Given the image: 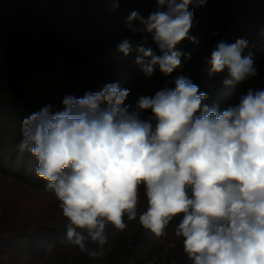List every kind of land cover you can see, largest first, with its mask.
<instances>
[{
	"label": "clouds",
	"instance_id": "obj_1",
	"mask_svg": "<svg viewBox=\"0 0 264 264\" xmlns=\"http://www.w3.org/2000/svg\"><path fill=\"white\" fill-rule=\"evenodd\" d=\"M102 2L119 11L120 0ZM207 2L155 0L147 17L132 10L127 29L150 35L158 53L129 39L116 52L121 58L135 52L146 79L157 69L171 76L182 58H192L178 46L199 44L191 34L195 11ZM247 46L243 38L217 41L205 58L208 75L227 69L226 87L255 78L252 56L243 55ZM172 83L134 105L126 104L130 89L119 82L67 94L61 109L49 103L23 118L18 151L34 158L35 175L66 218V240L90 259L106 255L109 224L123 232L125 217L138 219L159 238L179 217L175 236L192 264H264V88H248L221 110L204 103L208 94L190 77Z\"/></svg>",
	"mask_w": 264,
	"mask_h": 264
},
{
	"label": "rangeland",
	"instance_id": "obj_2",
	"mask_svg": "<svg viewBox=\"0 0 264 264\" xmlns=\"http://www.w3.org/2000/svg\"><path fill=\"white\" fill-rule=\"evenodd\" d=\"M228 0H208L207 5L195 11V27L192 35L199 44V59L203 76L192 72L190 61H184L172 74L186 75L200 90L208 94L204 103L218 104L224 109L238 103L239 97L248 88H264V0H240L243 15L237 9L227 6ZM53 0H11L8 10L20 23L16 29L11 22L6 37L0 42L7 58L18 57V44L23 40L24 53L22 67L31 66L29 78L20 83L25 98L37 107L51 104L55 109L62 108V99L67 94L77 97L88 91H96L110 66L121 70V82L132 77L152 81L157 91L165 86L167 76L159 69L146 79L140 67L134 62L136 53L126 58L119 57L116 46L124 39L133 44L144 43L145 47L158 49L151 36L146 33L134 34L127 29L124 19L132 10H139L147 17L156 9L155 0H120L116 13L107 11V5L98 1L96 5L82 4L77 0L59 3L61 9H53ZM22 23V25H21ZM226 24L229 43L238 38L248 42L243 55H251L258 68V75L235 87L216 86L214 77L207 73L205 58L210 57L219 39V29ZM145 37H147L145 42ZM18 44H17V43ZM189 52L185 41L178 46ZM4 64V63H2ZM2 67V66H1ZM21 67V68H22ZM11 76L9 68L3 69ZM225 76L228 78L226 69ZM37 112V111H34ZM33 112H24L21 117L0 109V264H153L146 254L154 253L164 258L174 254L173 264H192L183 252L182 237L175 236V226L167 227V235L155 237L149 234L146 246L135 249L134 255L127 258L133 247L129 245L136 221L125 222V231L109 234L106 255L101 259H90L86 253L66 240L67 223L58 202L52 193L46 192V182L35 175V161L28 153L21 154L17 145L21 140V124L24 117ZM146 200L141 190L139 208L143 211ZM60 227L62 230L50 233L46 228ZM90 248L95 245L89 244ZM174 250V253L171 251Z\"/></svg>",
	"mask_w": 264,
	"mask_h": 264
},
{
	"label": "trees",
	"instance_id": "obj_3",
	"mask_svg": "<svg viewBox=\"0 0 264 264\" xmlns=\"http://www.w3.org/2000/svg\"><path fill=\"white\" fill-rule=\"evenodd\" d=\"M53 9H61V5L59 3H64L68 0H53ZM78 2H81L82 4H90V5H96L98 1L101 0H77ZM11 0H0V42L9 32V29L11 27V22L14 23L16 29L18 27V24L20 23L19 20H16L14 17V11L8 10V7L10 6ZM60 5V6H58ZM227 6H230L232 9H237L239 13L243 15L244 8L243 5L240 3V0H228ZM22 25V23H21ZM226 24L223 23L219 29V39L218 41H224L229 43V35L226 32ZM17 43V42H16ZM18 44V43H17ZM23 40L21 39V44H18L17 50H11L16 52L18 57L14 58H7V52L3 49V47L0 44V109L6 108L9 112L16 115L17 117H21L24 112H34L39 111L41 108L37 107L35 105H32L24 96V94L21 91L20 83L26 78H29L31 76L32 67L27 64V66L22 67L21 63V57L24 53L23 48ZM185 44L187 46V49L191 53V64H192V72L197 77L203 76L202 71V64L199 59V53L198 48L196 45H193L189 43L188 41H185ZM4 63V64H2ZM2 66V67H1ZM22 67V68H21ZM8 69L10 72H13L11 76H7V73L2 71L3 69ZM226 71V70H225ZM225 71L223 73L217 74L214 76V83L216 86H225L223 84V80L227 78L225 76ZM121 77V70L118 66H110L108 69V72L103 80V83L99 86L98 90L106 83L111 82H117L118 79ZM174 75L171 74V76H167V81L165 85L169 87H174V84L172 83L174 79ZM122 88H128L130 89V95L128 99L126 100V104H133L138 99L140 95H154L157 91L156 85L152 81L148 80H140L138 78H131L128 82H121ZM150 113H145L144 115L147 116ZM2 141V131H0V143ZM176 218L172 222H170V225H174L176 223ZM47 231L50 233L57 232L62 230L60 227H53V228H46ZM116 230L109 224L106 227V232L111 234L114 233ZM167 231V228L165 229ZM152 233L148 230L143 229L140 224L132 230L131 236L129 237V245L133 247L131 250L132 253L129 251L125 255L127 258L132 257L134 255L135 249H141L144 246H146V240L148 238V235ZM89 246V245H88ZM174 253V250L171 251ZM148 259L153 260V264H173L175 261L174 259H177L174 254H170L168 258H164L159 255H154V253H148L146 256Z\"/></svg>",
	"mask_w": 264,
	"mask_h": 264
}]
</instances>
